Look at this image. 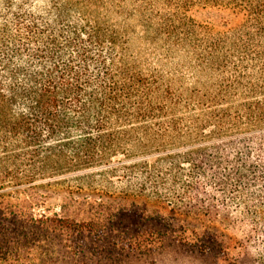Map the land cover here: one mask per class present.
Returning a JSON list of instances; mask_svg holds the SVG:
<instances>
[{
  "label": "trees",
  "instance_id": "trees-1",
  "mask_svg": "<svg viewBox=\"0 0 264 264\" xmlns=\"http://www.w3.org/2000/svg\"><path fill=\"white\" fill-rule=\"evenodd\" d=\"M36 1L0 15V264H50V240L112 262L168 237L264 264V0ZM135 35L226 76L183 94ZM110 163L136 193L51 189Z\"/></svg>",
  "mask_w": 264,
  "mask_h": 264
},
{
  "label": "rangeland",
  "instance_id": "rangeland-1",
  "mask_svg": "<svg viewBox=\"0 0 264 264\" xmlns=\"http://www.w3.org/2000/svg\"><path fill=\"white\" fill-rule=\"evenodd\" d=\"M0 0V15L3 14L4 2ZM12 11L17 7L20 9H34L39 7L41 2L34 0H11ZM37 5V6H36ZM0 19V24H1ZM149 43H144L137 35L131 38L129 49L132 53H143V62L141 67L144 70L156 69L163 75L164 80H169L170 85L174 89H178L187 94L191 91H205L216 87L222 78L226 75L211 70H200L197 63L190 59L182 50H172L170 55H165L159 49L150 51ZM219 82V83H218ZM218 83V84H217ZM237 96V94L235 95ZM234 103H238L235 101ZM123 162L131 163L132 159H124ZM115 163L110 165L93 167L84 170L63 175L56 186L51 189L58 193L70 192L74 197L82 195L85 197H96L107 195L117 200L123 196L124 193H136L142 177L134 175L126 178H121L120 173H112L110 169ZM63 182V183H62ZM57 209V208H56ZM219 225L218 223H216ZM221 226V225H220ZM238 227L225 229L224 231L235 238H239L240 234ZM58 240L49 241V252L54 253L50 256V264H256L252 262L249 257L244 256L242 249L239 247H231L225 253L218 255H211L208 253H201L195 250L186 248L177 243L173 238L168 237L164 239L163 245L145 255H122L116 261H108L106 259L96 260L97 257L89 258L86 255L75 254L72 251H62L55 248ZM53 244V245H52ZM56 249L58 253H56Z\"/></svg>",
  "mask_w": 264,
  "mask_h": 264
}]
</instances>
